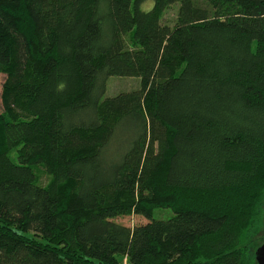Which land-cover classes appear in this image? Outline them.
Listing matches in <instances>:
<instances>
[{
  "label": "trees",
  "instance_id": "1",
  "mask_svg": "<svg viewBox=\"0 0 264 264\" xmlns=\"http://www.w3.org/2000/svg\"><path fill=\"white\" fill-rule=\"evenodd\" d=\"M0 73V264H256L264 0H0Z\"/></svg>",
  "mask_w": 264,
  "mask_h": 264
},
{
  "label": "rangeland",
  "instance_id": "2",
  "mask_svg": "<svg viewBox=\"0 0 264 264\" xmlns=\"http://www.w3.org/2000/svg\"><path fill=\"white\" fill-rule=\"evenodd\" d=\"M146 8H148V7L146 6ZM176 15H177V6H174L166 12V14L164 16L165 23H168L169 25H173L175 18H176ZM7 83H8V77L6 75L0 73V113L3 111L2 97H3L4 89L7 86ZM137 87L138 88L140 87V79H138V78H123V77H121V78H118V77L117 78H115V77L110 78L108 83H107V91H106L103 99L108 98V97H115L122 92H129V91H131ZM120 136H121V134L117 137L116 140H119ZM115 150H116V145L114 144L110 148V151L113 152ZM39 177H41L42 184H44V185L48 184L50 178L46 173L41 171L39 174ZM117 220H118V222H120L123 225L128 226V227H134V226H137V225L145 222L144 218H141L139 216H134V215L122 217V218H119ZM261 236L262 237H260L257 241V243L259 242V244L257 246L255 245L251 249V251L255 253V257H256L257 249L260 248L262 245H264V233L263 232L261 233ZM255 262H256V260H255ZM124 264H128V262L125 260ZM256 264H257V262H256Z\"/></svg>",
  "mask_w": 264,
  "mask_h": 264
},
{
  "label": "water",
  "instance_id": "3",
  "mask_svg": "<svg viewBox=\"0 0 264 264\" xmlns=\"http://www.w3.org/2000/svg\"><path fill=\"white\" fill-rule=\"evenodd\" d=\"M256 262L257 264H264V245L256 251Z\"/></svg>",
  "mask_w": 264,
  "mask_h": 264
}]
</instances>
